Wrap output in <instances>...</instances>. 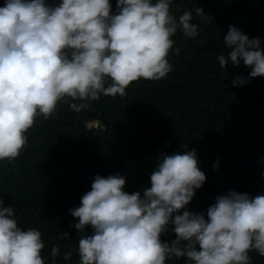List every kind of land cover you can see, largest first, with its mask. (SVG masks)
<instances>
[{
  "label": "clouds",
  "instance_id": "clouds-1",
  "mask_svg": "<svg viewBox=\"0 0 264 264\" xmlns=\"http://www.w3.org/2000/svg\"><path fill=\"white\" fill-rule=\"evenodd\" d=\"M171 4L117 0L112 14L110 0H62L56 6L46 0H5L0 7V161L18 158L36 118L52 117L59 102L80 112L101 95L125 97L141 78H165L173 70L167 59L171 37L179 31L195 38L200 29L191 23V11L177 19ZM195 13L201 21L212 19L202 8ZM223 44L229 51L217 57L221 69L241 61L251 69L248 79L237 77L234 86L264 77L258 37L250 39L230 25ZM182 147V153L160 156L151 186L142 192H125L126 178L119 173L94 177L80 206L69 210L78 219L71 226L82 233L79 264H165L172 258H185L186 264H251L253 250L264 257V195L228 191L206 213L187 210L206 175L196 150ZM169 226L175 239L163 242ZM87 227L92 234H83ZM41 237L34 227H19L14 208L0 199V264H45ZM50 254L58 257L59 246ZM71 256L69 251L63 258Z\"/></svg>",
  "mask_w": 264,
  "mask_h": 264
},
{
  "label": "trees",
  "instance_id": "trees-1",
  "mask_svg": "<svg viewBox=\"0 0 264 264\" xmlns=\"http://www.w3.org/2000/svg\"><path fill=\"white\" fill-rule=\"evenodd\" d=\"M46 2L56 6L62 0ZM4 3L0 0V7ZM110 3L116 14L117 0ZM197 7L212 19L201 21ZM185 10L192 12L191 23L200 24L199 34L189 38L177 31L171 37L167 59L173 70L165 78H141L129 85L125 97L101 95L80 112L59 102L52 117L36 118L20 156L12 163L0 161V199L14 208L19 227L42 233L45 264H79L82 233L71 226L78 219L69 210L80 206L97 174L119 173L126 178L125 192H142L151 186L160 156L184 152L183 144L196 150L206 175L187 210L206 213L228 191L264 195V77L234 86L232 81L248 79L251 69L243 61L221 69L217 59L229 51L223 38L230 25L250 39L258 37L264 49V0H172L170 12L177 19ZM83 234H92L91 227ZM174 239L169 226L161 240ZM57 245L60 255L53 259L51 248ZM69 251L71 259L65 261ZM249 255L251 264H264L255 250Z\"/></svg>",
  "mask_w": 264,
  "mask_h": 264
},
{
  "label": "rangeland",
  "instance_id": "rangeland-1",
  "mask_svg": "<svg viewBox=\"0 0 264 264\" xmlns=\"http://www.w3.org/2000/svg\"><path fill=\"white\" fill-rule=\"evenodd\" d=\"M92 125V124H91ZM90 124L87 125V127H90L91 126Z\"/></svg>",
  "mask_w": 264,
  "mask_h": 264
}]
</instances>
